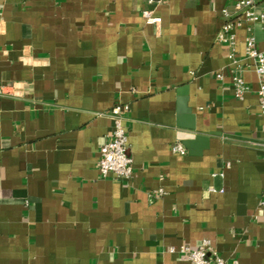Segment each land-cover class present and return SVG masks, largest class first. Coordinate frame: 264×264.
<instances>
[{
    "label": "crops",
    "instance_id": "obj_1",
    "mask_svg": "<svg viewBox=\"0 0 264 264\" xmlns=\"http://www.w3.org/2000/svg\"><path fill=\"white\" fill-rule=\"evenodd\" d=\"M230 5L161 0L155 29L144 0H0V264H186L181 246L202 239L227 264H264V156L250 143L264 142V116L247 23L234 28L236 64L215 40ZM185 87L193 132L209 138L197 155L171 150L186 131ZM116 102L128 105V180L97 167Z\"/></svg>",
    "mask_w": 264,
    "mask_h": 264
},
{
    "label": "built area",
    "instance_id": "obj_2",
    "mask_svg": "<svg viewBox=\"0 0 264 264\" xmlns=\"http://www.w3.org/2000/svg\"><path fill=\"white\" fill-rule=\"evenodd\" d=\"M144 1L147 7L142 10V16L147 24L158 29L161 18L155 14V9L161 0ZM221 14L224 21L216 33L215 40L231 47L230 55L233 64L238 62L234 54V28L239 27L243 22L247 23L244 58L250 60L256 74L257 87L255 92L258 96L261 114L264 116V50L258 49L252 30V25L257 23L264 34V0H231L230 7L225 6L222 8ZM239 66L233 70L232 86L234 95L237 98H242L250 90V86L244 80ZM215 76L217 78L222 77L219 72ZM127 110V104L116 102L108 112L111 119L110 130L106 140L98 149L97 167L102 178L112 175L118 180H128L131 176L132 158L128 150L127 129L124 125ZM250 143L263 149L264 156V142L252 141ZM171 150L179 154H185L186 152L181 142L173 143ZM156 192L160 194L162 190L158 189ZM260 205L264 206V200L260 202ZM180 252L184 256L186 264H227L207 239H202L195 248L183 245Z\"/></svg>",
    "mask_w": 264,
    "mask_h": 264
},
{
    "label": "water",
    "instance_id": "obj_3",
    "mask_svg": "<svg viewBox=\"0 0 264 264\" xmlns=\"http://www.w3.org/2000/svg\"><path fill=\"white\" fill-rule=\"evenodd\" d=\"M186 87L180 91L177 99V126L186 131L178 132L177 138L189 154L197 155L208 146L209 138L205 134L195 133V121L187 106Z\"/></svg>",
    "mask_w": 264,
    "mask_h": 264
}]
</instances>
